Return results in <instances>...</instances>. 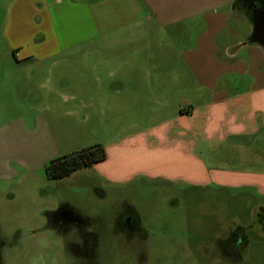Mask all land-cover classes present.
Listing matches in <instances>:
<instances>
[{
    "label": "rangeland",
    "instance_id": "rangeland-1",
    "mask_svg": "<svg viewBox=\"0 0 264 264\" xmlns=\"http://www.w3.org/2000/svg\"><path fill=\"white\" fill-rule=\"evenodd\" d=\"M225 1L36 0L32 8L29 0H0L4 264H81L83 255L70 253L76 233L60 235L46 226V212L58 210L68 219L87 218L85 229L97 233L88 264H264V229L255 225L254 216L264 195L254 188L143 176L149 159L127 136L186 113V100L200 103L202 87L191 83L190 74L167 73L181 68L178 55L174 58L187 47L190 32L196 40L205 27L203 16L222 11ZM10 4L15 5L11 12ZM42 18L52 24L60 59L13 55L7 43L11 33L19 30V40L42 35L36 32ZM249 22L244 15L230 19L243 36ZM216 39L222 45V32ZM109 52L122 56L93 68L96 57L106 62ZM65 76L71 83H64ZM242 79L244 90L250 80L247 75ZM117 80L122 88L112 91ZM241 142L244 148L235 149L238 171L245 164L244 171L264 175V148L247 137ZM96 143L105 148L104 160L59 179L46 175L50 159ZM205 157L197 161L204 166L196 174L210 169ZM231 165L222 162V167ZM134 223L137 235L125 237L117 230ZM245 225L251 229H241L248 238L239 245L244 257L223 261L215 238Z\"/></svg>",
    "mask_w": 264,
    "mask_h": 264
},
{
    "label": "crops",
    "instance_id": "crops-1",
    "mask_svg": "<svg viewBox=\"0 0 264 264\" xmlns=\"http://www.w3.org/2000/svg\"><path fill=\"white\" fill-rule=\"evenodd\" d=\"M34 2L36 0L28 2L32 8ZM14 6L10 4L8 11H13ZM220 6L224 7L222 11L203 16L204 29L199 32L196 40L191 31L187 38V47L176 54L174 59L178 55L181 68L171 67L172 71L167 73L169 76L190 74L191 83L195 80L202 87L203 93L198 96L202 97L200 103L196 100L194 102L186 100L184 101L187 103L186 113L179 112L177 117L171 118L172 120L167 123L155 128H143L138 133L127 136L130 143L137 145L146 155L144 157L149 159L143 163L141 171L143 176L180 180L193 185L215 183L230 188H254L257 193L264 195V175L255 171H244L245 164H242L241 171H238L239 164L235 157V149L244 148L241 142L243 137L252 140L254 145L258 142L259 146L264 148V48L259 44L247 42L252 30L251 22L245 36L236 34L235 26L230 25V19L242 14L233 10L232 0H226ZM16 11L19 12L18 9ZM37 25L36 32L39 30L42 35H30L23 40L17 38L19 30L15 28L7 40L13 55L24 59L55 58L53 56L56 55V59H60L58 38L52 31L51 22L46 20L45 23L42 18ZM221 32L223 41L222 45H218L216 36ZM91 54L93 55L92 51ZM77 55L79 56L75 58H82L81 54ZM119 56L122 55L109 52L106 62L97 56L93 68L109 65L110 60L112 65ZM243 75H247L250 80L244 90ZM226 76H230L228 83H225ZM65 79L66 85L71 83L70 78L65 76ZM96 80H99V77L96 76ZM110 86L112 91L122 88L119 80L113 81ZM199 92L200 90L197 91ZM212 153L220 154L218 159L211 158ZM205 155L209 163H206ZM203 156L206 158L203 163L205 166L208 164L210 169L206 174L201 175L199 171L196 174L195 169L200 168L199 165L204 166L197 163ZM222 162L233 165L222 167ZM227 236L225 234L224 239ZM247 241L245 235L244 238H234L230 243L242 246ZM238 249L240 246L232 249L230 252L235 253H230L228 257L222 255V260L233 263L241 260L245 253L236 252Z\"/></svg>",
    "mask_w": 264,
    "mask_h": 264
},
{
    "label": "trees",
    "instance_id": "trees-1",
    "mask_svg": "<svg viewBox=\"0 0 264 264\" xmlns=\"http://www.w3.org/2000/svg\"><path fill=\"white\" fill-rule=\"evenodd\" d=\"M232 6L234 11L244 15L252 24V30L247 37V42L259 44L264 48V44L260 40L256 27L253 24L256 13L264 9V0H232ZM105 157L106 152L104 146L102 144L96 143L50 159L45 165V173L49 178L59 179L69 175L77 169L100 162L104 160ZM254 216L256 217L255 225H258L261 229H264V205H260L256 208ZM81 219L82 221L86 222H82L83 226H87L88 219L84 217ZM251 225L238 226L236 228L240 229L238 232L235 229L236 231L233 230L230 234H228L226 239L222 240L221 253L223 256L228 257L231 255L230 253H235V251H230H232L233 248L237 249L239 244L232 245L230 242L233 241L234 238H244V228L248 229L251 227ZM238 251H240V249L236 250V252ZM244 253L245 249L243 251V254Z\"/></svg>",
    "mask_w": 264,
    "mask_h": 264
},
{
    "label": "flooded vegetation",
    "instance_id": "flooded-vegetation-1",
    "mask_svg": "<svg viewBox=\"0 0 264 264\" xmlns=\"http://www.w3.org/2000/svg\"><path fill=\"white\" fill-rule=\"evenodd\" d=\"M72 218V217H71ZM133 221V220H132ZM86 223L84 221L79 219H68L65 218L63 212L61 210L53 211V212H46V223L48 227L53 228L57 234L63 235L68 231H74L77 236V240L75 243L71 244V251L72 254L74 252H78L79 254L83 255V258L80 261L81 264H88L91 257L94 255V251L96 250L95 246L98 241L97 233L92 231H87L86 226H83V223ZM119 222V219L117 220V223ZM120 223V222H119ZM120 233H122L125 237H128L130 235H137L139 232V228L134 223L133 225H123L119 229H117ZM216 246L218 249H220V252L222 250V238H215ZM4 245H6V242L4 241L3 237L0 235V264H4L3 262V249ZM13 243H8V247H12ZM73 246L77 247L78 251L73 249ZM93 251V252H92ZM73 255V254H72Z\"/></svg>",
    "mask_w": 264,
    "mask_h": 264
},
{
    "label": "water",
    "instance_id": "water-1",
    "mask_svg": "<svg viewBox=\"0 0 264 264\" xmlns=\"http://www.w3.org/2000/svg\"><path fill=\"white\" fill-rule=\"evenodd\" d=\"M253 24L256 27L260 40L264 44V9L256 13Z\"/></svg>",
    "mask_w": 264,
    "mask_h": 264
}]
</instances>
